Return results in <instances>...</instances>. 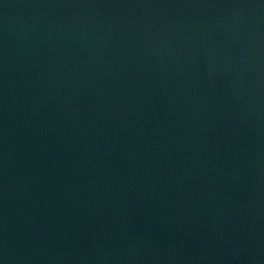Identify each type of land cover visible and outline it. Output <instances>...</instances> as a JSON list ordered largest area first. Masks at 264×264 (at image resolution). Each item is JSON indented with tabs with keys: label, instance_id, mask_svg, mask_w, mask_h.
<instances>
[{
	"label": "water",
	"instance_id": "95a60500",
	"mask_svg": "<svg viewBox=\"0 0 264 264\" xmlns=\"http://www.w3.org/2000/svg\"><path fill=\"white\" fill-rule=\"evenodd\" d=\"M0 264H264V0H0Z\"/></svg>",
	"mask_w": 264,
	"mask_h": 264
}]
</instances>
